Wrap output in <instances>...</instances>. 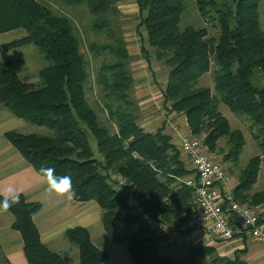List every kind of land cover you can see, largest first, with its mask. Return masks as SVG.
Masks as SVG:
<instances>
[{
    "label": "trees",
    "instance_id": "trees-1",
    "mask_svg": "<svg viewBox=\"0 0 264 264\" xmlns=\"http://www.w3.org/2000/svg\"><path fill=\"white\" fill-rule=\"evenodd\" d=\"M204 20L218 32L210 35L205 27L179 26L186 0H136L140 26L154 58L168 68L163 90L170 112L180 111L195 134H203V144L214 150L225 139V159L237 161L245 144L242 131L232 128L218 110L220 103L245 115L257 130L252 134L259 155L242 170L234 196L247 206L264 205V186L252 192L260 166L264 163V30L260 28L259 3L263 0H193ZM117 0H0V34L21 29L25 34L3 45L4 50L35 46L46 65L37 72L39 82L20 77L10 59L0 61V103L15 117L46 127L50 134L5 132L23 158L41 175L42 167L68 175L76 191L75 201H94L102 210L101 223L116 245L126 246L134 264H248L240 257L247 249L234 251V258L220 257L214 246L171 241L170 255L160 253L161 235H150L126 207V194L118 186L121 177L135 187L136 198L154 218L180 226L192 214L194 192L182 182L191 171L186 168L179 147L164 132H154L138 124L130 98L134 79L129 72L130 55L125 41L90 43L93 54L108 52L112 59L97 69L102 110L111 130L99 120L88 100L90 80L87 61L81 52V38L74 19L55 12L51 5L85 8L95 33L109 31L110 14ZM142 52L149 63V56ZM212 65L214 68L212 69ZM212 72L214 87L198 86ZM98 102L96 101L95 104ZM96 143L98 156L90 145ZM3 197L0 198L2 200ZM40 205L20 195L9 212L12 228L19 231L28 264H67L63 257L40 240L33 215ZM126 211L121 216V211ZM128 210V211H127ZM264 223V215H259ZM122 222V225L118 224ZM65 237L79 251L77 264H103L105 250L93 245L83 227L66 230ZM207 257V258H206Z\"/></svg>",
    "mask_w": 264,
    "mask_h": 264
},
{
    "label": "rangeland",
    "instance_id": "rangeland-1",
    "mask_svg": "<svg viewBox=\"0 0 264 264\" xmlns=\"http://www.w3.org/2000/svg\"><path fill=\"white\" fill-rule=\"evenodd\" d=\"M48 1L49 3L52 0H42ZM52 9L60 14H65L74 19L75 24L79 30V35L81 38V52L84 54L85 59L87 61V69L90 73V80L86 85V94L88 100L92 103L93 107L98 113L99 120L102 124L106 125L110 128L109 121L107 119L106 112L102 110V100L100 99L98 87L95 83V77L97 73V69L103 62L109 61L112 59V55L108 52H102L98 54H93L89 50L90 43H103L110 42L113 37H120L125 41L126 49L127 47L132 51L131 58L128 63V69L132 76H134V83L132 89L130 91V98L134 102V111L138 115V124L141 126L143 123H147V126H144V130L154 132L157 130L155 124L150 125L148 122L155 121V118L159 115L160 111L167 115V118L161 122V126H163L164 132L167 133L170 137H174L173 140H176L175 134L188 135L193 138H199L201 144L203 145V149L206 153L211 156V158L219 161L223 167L227 170L231 184L235 188L240 180V176L242 175V170L245 166H247L249 160L257 155H259V150L256 144V141L253 139L252 134L256 132V128L252 126V123L245 115L235 114L231 112L228 107L220 103L218 106V110L223 114L229 121V124L232 128H239L245 139V144L242 148V151L238 157L237 161H233L231 158L228 160L225 159L226 154L228 153L225 139H220L216 141V146L214 150H210L209 147L203 144V134H195L190 130L187 121L185 124V120L180 111H172L170 113L168 107L161 104L160 94L155 89V83L158 85L162 83V81L167 78L168 68L163 64V62H158L154 58V50L148 46L145 36L144 27L140 26V16L138 14L136 0H117L116 8L110 14L109 18L111 20L109 31H103L101 33H95L90 27V19L89 15L86 12L85 8L82 6L79 7H69L59 3H52ZM259 22L260 28L264 30V0L259 3ZM179 26L184 28L186 26H193L196 28L205 27L210 35H215L218 30L216 26L207 20H204L203 17L199 14L197 7L193 0H186V6L181 16V21ZM25 32L21 29L14 30L8 33L0 34V61L10 59L13 62L14 70L20 75L21 78L27 80V82L36 83L39 82V78L37 72L40 68L46 65V62L42 59L41 55L38 53V50L35 46L27 45L21 48L4 50L3 45L8 43L16 38L23 36ZM146 50V54L149 56V64L151 62L152 67L155 68L153 75L148 71L146 58L142 49ZM136 52H133V51ZM214 65H212V69ZM161 82V83H160ZM145 84V86H142ZM198 86L209 87L211 90L214 87V80L212 78V72L205 74L197 83ZM150 89V90H149ZM98 102L95 104V102ZM158 103H157V102ZM160 101V102H159ZM166 111V112H165ZM170 113V114H169ZM162 114V116H163ZM171 115V116H169ZM160 116V115H159ZM181 118V119H180ZM178 121V122H177ZM26 127L21 129L20 131L23 134H39V135H47L50 134V130L46 127L33 125L31 123L26 122ZM160 127V126H159ZM114 130V128H110ZM150 129V130H148ZM179 131V132H177ZM90 145L95 153V156H98V152L96 149L95 141L90 137ZM184 157L182 156V159ZM190 173L187 176H189ZM185 178V177H184ZM182 178V179H184ZM264 186V163L261 164L260 170L258 173L257 180L253 185L252 192L260 191ZM256 209L259 214L264 215V205L260 206H250ZM128 211V210H127ZM126 211H121V216L125 215ZM119 225H122V222L118 221ZM140 227V223L132 226V229L136 230ZM142 227V226H141ZM150 235H153L148 231ZM158 236V235H157ZM242 240H237L238 246L236 248L227 247L228 243L217 242L212 245L205 244L204 242H199V244H205L208 246H214L216 248L217 253L220 257L233 259L234 251L237 249H243L244 247L247 250H251L252 248L262 246L255 242L252 239H249L247 236L243 235ZM173 240H162L159 245L160 253L163 255H170V247H167L168 244H171ZM180 242V241H179ZM187 243L193 242L191 239L185 241ZM231 243V242H229ZM219 248H223L218 251ZM117 251H123L127 254L126 246H121L119 248L110 249V254L115 256ZM246 254V253H245ZM245 254H241L240 257L242 259H247L248 256ZM251 257V256H249ZM207 258V257H206ZM250 264H261L260 262L264 259L262 256L259 258H249ZM252 259V260H251ZM260 262L258 263V261ZM132 264V263H131Z\"/></svg>",
    "mask_w": 264,
    "mask_h": 264
},
{
    "label": "crops",
    "instance_id": "crops-1",
    "mask_svg": "<svg viewBox=\"0 0 264 264\" xmlns=\"http://www.w3.org/2000/svg\"><path fill=\"white\" fill-rule=\"evenodd\" d=\"M136 8L138 10V6ZM145 36L147 41L146 31ZM127 51L131 57L132 51L128 47ZM133 52L136 51L134 50ZM147 68L151 75H153L155 68L152 67L151 62L150 64L147 62ZM132 77L134 78V76ZM166 83L167 78L160 85L157 82L155 83V89L160 94V101L163 107L165 102L162 93L166 87ZM142 86H145V84H142ZM162 114L160 111V116L158 115L155 121L148 122V124H155L156 128L162 127L159 122L160 120L161 122L165 120L167 118L165 114L168 113H164L163 116ZM183 118L186 124V118ZM26 126L24 120L13 116L0 103V192H4L7 188L12 187L19 191L20 195L24 196L27 202H34L40 205V209L33 215V222L38 229L40 240L48 249L60 254L67 264H77L79 262L78 248L65 237L66 230L75 227L87 229L93 245L98 249L107 251L109 256L103 264H134L128 252L126 254L123 251H117L115 256L110 254V249L119 248L123 245L114 244L106 234L101 223L102 210L96 202H79L73 199L69 201L56 195L47 196L45 194L47 182L44 177L4 137L5 132L10 130L23 133L20 130ZM141 126L144 128V126H147V123H143ZM173 134L174 136H181V134H175V132ZM173 138L171 137V141L178 147L180 137H176V140H173ZM13 220L14 217L9 211H0V264H28L23 251L21 234L12 228ZM190 239L193 241L191 243L201 242L200 235L197 232L183 236L181 241L185 242ZM230 242L226 246H233V249L238 246L239 241ZM221 249L223 248H219L218 251L220 252ZM245 255L248 256L247 259H244L248 264H250L249 258H259L260 256L264 258L263 249L260 246H254L251 250H247ZM260 263L264 264V259Z\"/></svg>",
    "mask_w": 264,
    "mask_h": 264
},
{
    "label": "built area",
    "instance_id": "built-area-1",
    "mask_svg": "<svg viewBox=\"0 0 264 264\" xmlns=\"http://www.w3.org/2000/svg\"><path fill=\"white\" fill-rule=\"evenodd\" d=\"M199 138L181 135L179 149L191 174L182 182L194 192L192 214L180 226L161 222L139 204L135 187L121 177L118 186L126 194V207L150 233L181 241L183 236L199 233L201 242L212 245L242 240L245 235L262 246L264 253V223L253 207L241 204L234 196V187L223 165L203 149Z\"/></svg>",
    "mask_w": 264,
    "mask_h": 264
},
{
    "label": "clouds",
    "instance_id": "clouds-1",
    "mask_svg": "<svg viewBox=\"0 0 264 264\" xmlns=\"http://www.w3.org/2000/svg\"><path fill=\"white\" fill-rule=\"evenodd\" d=\"M41 175L47 182L45 194L47 196L56 195L57 197L66 198L71 201L76 197V191L73 188L72 179L68 175L59 176L56 174L55 168L42 167ZM20 192L12 187L7 188L4 192H0L3 197L0 200V211L7 212L20 202Z\"/></svg>",
    "mask_w": 264,
    "mask_h": 264
}]
</instances>
